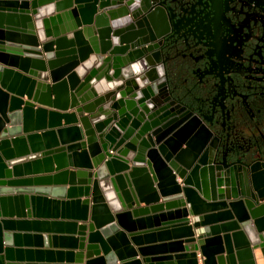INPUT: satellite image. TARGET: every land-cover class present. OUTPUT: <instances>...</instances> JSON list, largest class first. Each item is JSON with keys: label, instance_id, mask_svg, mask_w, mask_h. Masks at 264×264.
Masks as SVG:
<instances>
[{"label": "water", "instance_id": "1", "mask_svg": "<svg viewBox=\"0 0 264 264\" xmlns=\"http://www.w3.org/2000/svg\"><path fill=\"white\" fill-rule=\"evenodd\" d=\"M152 1L0 0V264H204L217 245L237 264L235 243L264 238V144L174 103ZM42 204L74 213L53 221L74 234L47 235L80 249L68 262L17 242Z\"/></svg>", "mask_w": 264, "mask_h": 264}, {"label": "flooded vegetation", "instance_id": "2", "mask_svg": "<svg viewBox=\"0 0 264 264\" xmlns=\"http://www.w3.org/2000/svg\"><path fill=\"white\" fill-rule=\"evenodd\" d=\"M151 8L166 30L159 52L174 103L213 120L216 135L214 120H224L238 145L264 144V0H153Z\"/></svg>", "mask_w": 264, "mask_h": 264}, {"label": "crops", "instance_id": "3", "mask_svg": "<svg viewBox=\"0 0 264 264\" xmlns=\"http://www.w3.org/2000/svg\"><path fill=\"white\" fill-rule=\"evenodd\" d=\"M70 110V109H69ZM196 125V120L192 119L189 121L188 125L190 129L194 128ZM264 127V124L262 125ZM178 135L182 139L188 140L190 137V133L188 131L177 132ZM64 168H68L71 170L72 166H67ZM63 168V169H64ZM38 173H32L31 175H47L53 174L57 172L55 169L52 171H48L42 166ZM62 170V169H61ZM257 175H260L262 178L261 182H264V171H260ZM256 175V176H257ZM77 179V178H76ZM64 180V178L60 179ZM65 180H69V176L66 177ZM58 182L56 185L68 186L67 183L63 184V181ZM255 184L259 185V181L255 178ZM55 186V185H51ZM264 190V189H263ZM43 196H48V198H54L57 200H69V193L64 191L62 193H57L55 195L44 194ZM83 198V197H81ZM242 207V204L240 203ZM39 210V211H38ZM39 215H29L24 217L27 222L24 224L15 223V232L22 233L23 236H20V239H17V242L21 244H17L22 246L23 248L29 250L26 252V260L34 261V262H68L71 260L67 257L66 254H59L57 250L67 251H79L80 249H71L69 243L62 241L60 238H57L55 241L52 238L47 239V235L57 234V235H69L74 234L70 227L65 224H53V221L57 220H76L74 217V213H67L65 209L61 206L55 208L53 204H42L40 209H37ZM221 218H230L233 216H245L242 212L236 213L235 215L229 209H224L219 211ZM68 216V217H67ZM13 218L20 219V217L14 216ZM39 222H34V221ZM79 221V220H78ZM45 222V223H43ZM83 222V221H82ZM242 231V230H241ZM246 240V239H245ZM15 239L13 240L14 243ZM204 264H228L227 254L223 247V245L212 246L204 250ZM237 264H264V238L256 242L255 244L248 243L245 246H240L239 242L235 243V248L233 252ZM177 255H185V253H180ZM198 264L199 261H198ZM203 264V263H202Z\"/></svg>", "mask_w": 264, "mask_h": 264}, {"label": "built area", "instance_id": "4", "mask_svg": "<svg viewBox=\"0 0 264 264\" xmlns=\"http://www.w3.org/2000/svg\"><path fill=\"white\" fill-rule=\"evenodd\" d=\"M139 64V63H138ZM197 256H198V261H199V263L200 264H202L203 262H202V260H203V256H202V254L200 253V251H197Z\"/></svg>", "mask_w": 264, "mask_h": 264}, {"label": "bare ground", "instance_id": "5", "mask_svg": "<svg viewBox=\"0 0 264 264\" xmlns=\"http://www.w3.org/2000/svg\"><path fill=\"white\" fill-rule=\"evenodd\" d=\"M48 198V196H46ZM39 211V210H38ZM39 213V212H38ZM20 224H24V223H20Z\"/></svg>", "mask_w": 264, "mask_h": 264}]
</instances>
